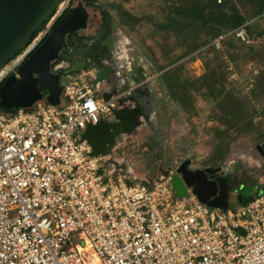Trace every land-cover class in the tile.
Instances as JSON below:
<instances>
[{
  "label": "built area",
  "instance_id": "built-area-1",
  "mask_svg": "<svg viewBox=\"0 0 264 264\" xmlns=\"http://www.w3.org/2000/svg\"><path fill=\"white\" fill-rule=\"evenodd\" d=\"M74 2L63 0L0 69V84L20 77ZM93 77L92 70L65 76L58 105L43 99L0 112V264H264V167L254 199L227 209L200 202L191 189L178 197L171 185L178 166L141 182L112 172L107 157L92 156L82 141L88 125L115 110Z\"/></svg>",
  "mask_w": 264,
  "mask_h": 264
},
{
  "label": "rangeland",
  "instance_id": "rangeland-1",
  "mask_svg": "<svg viewBox=\"0 0 264 264\" xmlns=\"http://www.w3.org/2000/svg\"><path fill=\"white\" fill-rule=\"evenodd\" d=\"M196 2L96 0L113 17L114 36L95 65L116 63L123 77H116L115 110L105 120L117 123L120 134L106 157L138 182L158 179L161 170L173 171L186 160L192 169L220 168L221 176L237 182L239 195L232 193L229 203L237 206L242 202L236 196L247 199L261 188L264 159L256 147L264 141V13L255 16L249 4L231 0L229 7L247 19L232 31L221 24L195 26L170 13ZM87 8L89 27L79 33L85 37L102 24L101 11ZM215 30L224 38L220 48V36L212 39ZM228 90L250 103L246 116L232 126L220 122L218 105L219 94Z\"/></svg>",
  "mask_w": 264,
  "mask_h": 264
},
{
  "label": "water",
  "instance_id": "water-1",
  "mask_svg": "<svg viewBox=\"0 0 264 264\" xmlns=\"http://www.w3.org/2000/svg\"><path fill=\"white\" fill-rule=\"evenodd\" d=\"M62 1L0 0V69L28 46L34 35L50 21ZM89 22L90 12L82 1L67 10L45 42L19 67L20 77L9 76L0 84V112L14 114L19 109L33 107L43 99L52 105L60 103L63 77L80 73L87 68V63H75L69 69L57 71L52 64L66 49L68 37L88 29ZM88 63L92 64V61ZM96 68L100 71L102 66L97 65ZM116 95V90L111 96L106 92L104 98L109 101ZM118 134L117 123L101 121L97 125H88L82 141L91 146L92 156H106L110 154ZM257 150L264 155V144L258 145ZM191 163V160H186L177 168L171 180L172 190L178 197H187L191 189L200 202L227 209L230 201L229 189L223 184L226 180L213 175L219 174L220 168L192 169ZM238 200L241 202L242 196H238Z\"/></svg>",
  "mask_w": 264,
  "mask_h": 264
},
{
  "label": "trees",
  "instance_id": "trees-1",
  "mask_svg": "<svg viewBox=\"0 0 264 264\" xmlns=\"http://www.w3.org/2000/svg\"><path fill=\"white\" fill-rule=\"evenodd\" d=\"M76 1V0H74ZM84 2L86 7H94L97 10L101 11V20L103 23V33L104 37L107 38L111 35L112 32V24L114 22L111 14L107 13L105 10H102L100 6L96 4V0H81ZM231 0H197L195 5L192 8H185L183 6H179L178 8H170L171 14H176L185 17L190 20L195 26L198 25H210V24H221V26H225L230 31L239 29L247 23V19L240 15L235 7H229ZM242 2H246L252 8L253 14L255 16H261L264 13V0H241ZM68 10V9H67ZM67 10L63 13L61 17L57 19V21L52 26L53 30L58 22L62 19V17L66 14ZM127 25V23L124 21ZM251 26H247L248 33L251 34ZM213 31H211L212 33ZM215 32V33H214ZM212 33V39H215L220 36V33H216L215 30ZM36 35V34H35ZM34 35V36H35ZM46 36L42 42L36 47L39 48L47 39ZM90 37L79 36L78 34L70 35L68 37V48L64 50L61 54L59 60L52 64V68L59 63L66 60L68 49L69 48H77L82 45L85 41H88ZM218 56V54H217ZM219 58V56H218ZM27 60V59H26ZM224 80V79H223ZM225 82V80H224ZM263 87V86H262ZM264 91V87L262 89ZM240 94L235 90H228L225 94H219V109L222 115L220 122L222 124L227 123V125H234L240 122L248 113L250 103L246 97L239 96ZM262 144L264 141L261 142ZM218 158H214L213 161H217ZM222 160V158H221ZM256 193V192H255ZM255 193L250 194L247 199H244L242 196L241 205H245L252 201L255 197Z\"/></svg>",
  "mask_w": 264,
  "mask_h": 264
},
{
  "label": "flooded vegetation",
  "instance_id": "flooded-vegetation-1",
  "mask_svg": "<svg viewBox=\"0 0 264 264\" xmlns=\"http://www.w3.org/2000/svg\"><path fill=\"white\" fill-rule=\"evenodd\" d=\"M56 21L57 20H55L53 22L52 26L54 25V23ZM111 28H112V31H114L113 25L111 26ZM86 30L79 31L76 34L79 35L80 32H83V31H86ZM112 36H114V32L113 33L111 32V35L109 37H107V38L104 37L103 23H102L101 24V29L98 30V32L95 33L94 36H86V37H90V39L88 41H85L84 43H82L81 46H79L77 48H69L66 60L61 62V63H64V67H65V64L67 63V66L65 67V69L66 68L68 69V68H71L75 63L78 64L79 62L86 61L87 68L85 70H89V67L97 64L98 61L100 60V58L102 57V55L106 52V50L104 48L105 47L104 43L107 42L109 39H112ZM67 46H68V42H67ZM67 48L68 47H66V49H64V50H67ZM89 60L92 61V64L88 63ZM61 63H59L58 65H60ZM57 66L54 67V70L56 69ZM95 66H97V65H95ZM110 75H112V73H110ZM104 78H107V77L105 76ZM213 175H214L215 178L218 177L220 179L222 178V179L226 180V182L223 183V184H224V186L226 185L227 188L229 189V201H230V198H231L230 195L232 193L236 194V195H239L238 194L237 182L234 179H230L229 177L221 176L222 174L221 175L220 174H213ZM208 177L212 178L213 176L208 175ZM236 198H237V201H238V197L237 196H236Z\"/></svg>",
  "mask_w": 264,
  "mask_h": 264
},
{
  "label": "crops",
  "instance_id": "crops-1",
  "mask_svg": "<svg viewBox=\"0 0 264 264\" xmlns=\"http://www.w3.org/2000/svg\"><path fill=\"white\" fill-rule=\"evenodd\" d=\"M80 36V35H79ZM114 65V66H113ZM67 66V63L65 64V67ZM67 69V68H66ZM69 69V68H68ZM121 70L122 68L119 67V65H117L116 63L112 64V63H108L107 61H105L104 63V66H102V68L99 70H97V68L95 67L92 71L94 72V77L91 79V82L93 84H97V83H101V84H107L108 85V88L106 90V92L108 94L113 95L115 90H116V77H120V79H123L122 77V73H121ZM110 73H112V75H110ZM107 77V78H104V77ZM66 81V78H63L62 80V83ZM113 99V98H112ZM118 115V114H117ZM118 117V116H117ZM113 122H115L113 119L111 120ZM257 148V147H256ZM258 151V150H257ZM259 152V151H258ZM259 154L261 155V158L264 159V155L261 154L259 152ZM109 167H110V170L112 172L116 171L117 168L120 170V168L117 166V167H113L112 164H108ZM264 165V162L261 164V167L263 169V166ZM126 173L129 174V172H127V170L125 171ZM167 170H161L160 171V174L161 176H165V174H167ZM160 176V177H161ZM238 202V201H237ZM236 202V203H237Z\"/></svg>",
  "mask_w": 264,
  "mask_h": 264
}]
</instances>
